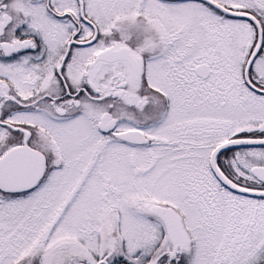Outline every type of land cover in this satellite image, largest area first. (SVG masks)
<instances>
[{
  "label": "snow or ice",
  "instance_id": "1",
  "mask_svg": "<svg viewBox=\"0 0 264 264\" xmlns=\"http://www.w3.org/2000/svg\"><path fill=\"white\" fill-rule=\"evenodd\" d=\"M0 264H264V0H0Z\"/></svg>",
  "mask_w": 264,
  "mask_h": 264
}]
</instances>
